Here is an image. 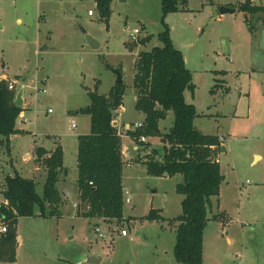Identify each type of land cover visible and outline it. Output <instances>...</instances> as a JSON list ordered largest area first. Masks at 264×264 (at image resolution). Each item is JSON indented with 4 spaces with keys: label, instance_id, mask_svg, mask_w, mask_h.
I'll return each instance as SVG.
<instances>
[{
    "label": "rangeland",
    "instance_id": "374dc122",
    "mask_svg": "<svg viewBox=\"0 0 264 264\" xmlns=\"http://www.w3.org/2000/svg\"><path fill=\"white\" fill-rule=\"evenodd\" d=\"M245 1L187 0L164 17L191 72L192 92L183 95L196 108L193 125L224 139L225 151H217L223 180L207 210L203 264H264V0H250L249 8L239 11ZM96 3L0 0V75L15 81L16 90L23 87L25 99L15 121L20 132L10 135L8 144L0 137V202L5 175L32 178L42 193L45 172L37 167V146L61 145L68 171L56 183L64 199L56 215L18 218L15 261L0 264H88L90 255L101 258L98 264H182L173 256L170 221L181 213L183 196L175 191L181 176L148 175L135 162L157 156L155 150L160 154L159 138L146 137L140 145L126 128V122H143L144 114L135 109L134 62L139 52L161 46V2L111 0L107 24ZM220 6L236 12L221 15ZM134 29H140L135 42L130 41ZM85 34L98 48L87 44ZM145 37L149 40L141 44ZM114 69L125 85L123 112L114 121L122 135L124 198L130 201L124 202L122 221L96 223L77 215V136L90 127L79 109L89 103V91L110 90ZM172 123L169 111L160 132ZM151 209L157 214L152 220Z\"/></svg>",
    "mask_w": 264,
    "mask_h": 264
},
{
    "label": "trees",
    "instance_id": "16d2710c",
    "mask_svg": "<svg viewBox=\"0 0 264 264\" xmlns=\"http://www.w3.org/2000/svg\"><path fill=\"white\" fill-rule=\"evenodd\" d=\"M111 0H97L100 15L108 23ZM163 30L158 34L161 46L141 51L134 62L135 73L132 87L135 92V109L144 114L142 126L127 130L135 141L145 145L139 138L158 137L162 146L160 154L136 160L146 173L156 177L181 176L175 191L182 195L181 213L171 222L175 224L174 259L182 264H203V232L208 217L211 197L218 195L223 176L220 173L217 151L222 140L217 135L200 133L193 125L197 116L195 107L184 100V90L191 87V72L184 57L174 47L166 14L178 11V5L187 0H160ZM249 8L247 4L239 11ZM263 7L253 6L251 10ZM149 37L140 40L146 43ZM124 83L114 84L106 94L89 91V103L79 112L89 116V132L77 136V215L97 221H122L123 182L121 138L112 123L117 109L122 105ZM15 92L0 82V137L8 144L9 136L19 133L15 121L22 107L14 103ZM173 113L171 128L161 133L159 121L167 113ZM36 161L45 172L42 193L35 190L32 178L18 173L5 175L0 202V224L5 231L0 233V262L12 263L16 258V225L20 217L53 216L62 204L63 197L56 187L59 177L68 173L63 167V152L60 146L51 151L41 146L35 148ZM135 160V159H133ZM132 160V161H133ZM150 220L157 214L148 213Z\"/></svg>",
    "mask_w": 264,
    "mask_h": 264
},
{
    "label": "water",
    "instance_id": "95a60500",
    "mask_svg": "<svg viewBox=\"0 0 264 264\" xmlns=\"http://www.w3.org/2000/svg\"><path fill=\"white\" fill-rule=\"evenodd\" d=\"M245 4L250 5L251 4L250 0H246ZM235 11H236L235 8H231V7H227V6H220L219 7V14H221V15L226 14V13L231 14V13H234ZM0 27H1V25H0ZM85 39H86L87 44L91 48H93V49L98 48V46H99L98 41L94 37H92L90 34H85ZM113 73L115 74V77H116L114 84L123 83L122 76H121L119 69H114ZM14 103L17 106L23 105V87H20L18 90H16L15 97H14ZM112 124L115 125V122H113ZM221 150L225 151L224 146L221 147ZM100 260H101V258L99 256L90 255V256H86L85 263L98 264L100 262Z\"/></svg>",
    "mask_w": 264,
    "mask_h": 264
},
{
    "label": "built area",
    "instance_id": "2783aa9c",
    "mask_svg": "<svg viewBox=\"0 0 264 264\" xmlns=\"http://www.w3.org/2000/svg\"><path fill=\"white\" fill-rule=\"evenodd\" d=\"M88 15H92V11L91 10L88 11ZM139 33H140V29H134V31H133V33L131 35V40L130 41H134L135 42L136 41V38L138 37V34ZM2 81H5L6 82L7 87H8L9 90L16 92V86H15L16 85V82L15 81H11L6 76L0 75V82H2ZM120 111H121V108H118L117 109V112L120 113ZM141 126H142V122H138V123L135 122L132 125L131 124H128L126 128H127V130L133 131V130H136V129L140 128ZM121 136L122 135H120V137ZM139 139H140L141 142H144L146 140V137L145 136H141ZM126 194H127V191H124L123 192V201L128 203L130 201L129 198H127V197L124 198V195H126ZM0 227H1L0 228V233L1 232H4L5 231V227L4 226H1V225H0ZM96 231H98V228H96ZM121 234L122 235H126V231L123 229L121 231Z\"/></svg>",
    "mask_w": 264,
    "mask_h": 264
},
{
    "label": "crops",
    "instance_id": "0c3cea01",
    "mask_svg": "<svg viewBox=\"0 0 264 264\" xmlns=\"http://www.w3.org/2000/svg\"><path fill=\"white\" fill-rule=\"evenodd\" d=\"M235 12H236V11H235ZM229 48H230V47H229ZM229 48H228V50H229ZM185 60H186V59H185ZM185 62H186V61H185ZM216 72H217V70H216ZM4 76H5V75H4ZM192 88H193V85H191V87H189V88H187V89H190V91H191ZM185 90H186V89H185ZM185 90H184V91H185ZM227 90H228V89H227ZM191 92H192V91H191ZM183 94H184V93H183ZM135 98H136V97H135ZM24 105H25V99H23V105H22L21 107H23ZM192 105H193V104H192ZM193 106H194V105H193ZM194 107H195V106H194ZM120 108H121L120 113H122V112H123V106L121 105ZM195 110H196V108H195ZM168 113H169V112H168ZM168 113H167V114H168ZM196 113H197V112H196ZM197 115H198V114H197ZM166 116H167V115H166ZM143 119H144V118H143ZM194 119H195V118H194ZM113 122H115V121H113ZM159 122H160V121H159ZM124 123H125V122L123 121V124H124ZM118 124H119L118 122H115V125H114V126L118 127ZM128 124H130V123L126 122V127H127ZM86 134H87V133H86ZM120 138H121V137H120ZM220 139L222 140V143H223V140H224V139H223L222 137H220ZM60 147H61V145H60ZM224 148H225V147H224ZM44 149H45V148H44ZM45 150H46V149H45ZM47 151H51V150H47ZM121 151H122V149H121ZM122 154H123V151H122ZM138 154H139V153H138ZM138 154H137V155H138ZM25 158H28V156H25ZM259 158H260V156H259L258 154H255V155H254V159H255V160H258ZM35 160H36V158H35ZM36 162H37V161H36ZM37 164H38V163H37ZM39 165H40V164H38L37 167H39ZM40 166H41V165H40ZM37 167H36V168H37ZM41 167H42V166H41ZM37 170H38V168H37ZM26 178H27V177H26ZM122 182H123V178H122ZM77 192H78V191H77ZM77 194H78V193H77ZM227 242H228V243L230 242V239H229V238H227Z\"/></svg>",
    "mask_w": 264,
    "mask_h": 264
}]
</instances>
